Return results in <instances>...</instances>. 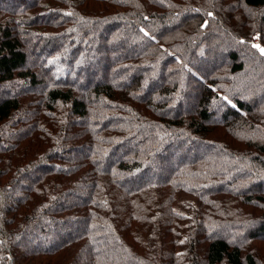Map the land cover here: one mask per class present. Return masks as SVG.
<instances>
[{"label":"trees","instance_id":"1","mask_svg":"<svg viewBox=\"0 0 264 264\" xmlns=\"http://www.w3.org/2000/svg\"><path fill=\"white\" fill-rule=\"evenodd\" d=\"M255 38L264 0H0V264H264Z\"/></svg>","mask_w":264,"mask_h":264},{"label":"rangeland","instance_id":"2","mask_svg":"<svg viewBox=\"0 0 264 264\" xmlns=\"http://www.w3.org/2000/svg\"><path fill=\"white\" fill-rule=\"evenodd\" d=\"M5 5H8V2L7 3H5ZM111 27H114V25L113 26H111ZM255 40H256V38H255ZM254 40V42H256L259 46H260V43L258 42V39L255 41ZM99 42H100V38H99V35H96V42H95V45H97V44H99ZM140 42V41H139ZM94 45V44H93ZM127 47H128V49L130 50V51H134L135 49H137V47H139L140 46V43H138V41L137 40H130V41H128L127 42ZM104 49V48H103ZM222 51H224V50H222ZM100 52V50L99 51H97V50H94L93 52H92V55L89 57V59L90 60H92V61H94L93 59V55H95V54H98ZM31 64H29V66H30ZM26 67L28 68V66L26 65ZM27 68H24V70L25 69H27ZM92 69V66L90 65L89 67H88V70H91ZM92 79H91V77L89 76L88 77V80H87V82L86 83H89L90 81H91ZM86 83H82V84H86ZM19 88V86H18V83H14V82H10V84L7 86V87H4V88H0V97H7V96H9V94L10 93H12L13 91H15V90H17ZM243 89H245V88H243ZM263 95H264V93H263ZM255 97H258V96H255ZM261 97V96H260ZM259 97V98H260ZM264 97V96H263ZM256 185H258V186H264V182L261 180V181H257L256 182ZM246 209V210H245ZM258 212V210L257 209H255L254 207L252 208V207H245L244 208V210L242 211V216H241V220H247V219H251L256 213ZM253 213H254V215H253ZM231 234H233L234 236L236 235V237H237V235H239L236 231H233V232H231ZM254 247V248H253ZM251 248H253V250L255 251V252H258V254H257V256H259V258L260 259H262V262L264 261V241H257V242H254L253 244H252V247Z\"/></svg>","mask_w":264,"mask_h":264},{"label":"snow or ice","instance_id":"3","mask_svg":"<svg viewBox=\"0 0 264 264\" xmlns=\"http://www.w3.org/2000/svg\"><path fill=\"white\" fill-rule=\"evenodd\" d=\"M255 47L259 48V45H256ZM260 51L262 54H264V48H260Z\"/></svg>","mask_w":264,"mask_h":264},{"label":"water","instance_id":"4","mask_svg":"<svg viewBox=\"0 0 264 264\" xmlns=\"http://www.w3.org/2000/svg\"><path fill=\"white\" fill-rule=\"evenodd\" d=\"M260 48H264V47H260ZM260 48H259V50H260ZM261 52V51H260ZM264 55V54H263Z\"/></svg>","mask_w":264,"mask_h":264}]
</instances>
